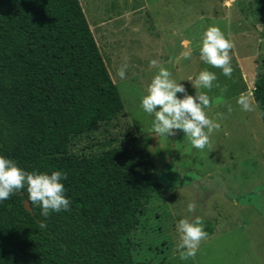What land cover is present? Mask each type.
Masks as SVG:
<instances>
[{"label":"rangeland","instance_id":"rangeland-1","mask_svg":"<svg viewBox=\"0 0 264 264\" xmlns=\"http://www.w3.org/2000/svg\"><path fill=\"white\" fill-rule=\"evenodd\" d=\"M98 47L108 56L113 83L123 109L115 119L99 123L70 144L73 155L99 153L111 146L140 140L157 168L162 192L154 194L131 233L135 261L147 264H264V124L251 96L264 71V10L253 0H79ZM218 26L233 43L232 77L200 57L203 32ZM190 51L188 59L183 57ZM157 60L189 95L187 80L201 70L214 72L221 92H207L212 106L205 112L220 128L203 149L192 147L182 130L158 136L153 117L144 112L141 98L158 72ZM127 62L126 79L117 70ZM106 64V63H105ZM115 79V80H114ZM177 96L183 98L182 93ZM246 97L252 110L237 101ZM22 134L17 120L0 106V147ZM194 203V213L187 205ZM202 216L213 223L194 259L181 260L179 234L182 218Z\"/></svg>","mask_w":264,"mask_h":264},{"label":"trees","instance_id":"trees-1","mask_svg":"<svg viewBox=\"0 0 264 264\" xmlns=\"http://www.w3.org/2000/svg\"><path fill=\"white\" fill-rule=\"evenodd\" d=\"M253 3L264 10V0ZM106 65L112 74L79 0H0V106L22 131L0 155L25 171L66 173L71 201L48 217L24 207L26 188L0 201V264H147L133 259L130 235L162 192L149 152L140 140L70 152L74 138L123 109ZM251 96L264 124V71Z\"/></svg>","mask_w":264,"mask_h":264},{"label":"clouds","instance_id":"clouds-1","mask_svg":"<svg viewBox=\"0 0 264 264\" xmlns=\"http://www.w3.org/2000/svg\"><path fill=\"white\" fill-rule=\"evenodd\" d=\"M232 48V41L222 30L218 26L210 25L202 35L200 57L205 63L221 69L225 77L231 78ZM190 56V51L183 53L185 59ZM150 66L158 68V72L147 84L146 92L141 98V107L153 117V132L158 136L168 137L175 135L177 130H182L192 147L203 150L209 143L210 135L220 128V124L207 116L205 109L210 108L212 103L207 92L201 89L211 91L216 87L225 92L227 88L214 83L218 79L216 74L204 69L194 78L187 79L196 90L195 96L189 95L184 85L173 79L171 72L157 60H151ZM127 68V62L118 68L117 75L120 79H126ZM177 93H182L183 98L178 97ZM237 102L245 111L252 110L246 97H241ZM66 178L67 174L61 171H52L51 174L35 170L25 171L15 161L0 155V201L7 200L14 193L26 188L27 201L31 205L40 206L44 217H48L50 212L70 210L71 201L65 196V187L61 182ZM195 209L194 203L187 205L189 213H194ZM40 227H45L43 222ZM176 230L179 234L176 248L179 250L180 259H194L201 242L208 236L203 217L197 215L191 220L182 218L178 221Z\"/></svg>","mask_w":264,"mask_h":264},{"label":"water","instance_id":"water-1","mask_svg":"<svg viewBox=\"0 0 264 264\" xmlns=\"http://www.w3.org/2000/svg\"><path fill=\"white\" fill-rule=\"evenodd\" d=\"M24 207L29 211L31 210L29 202L27 200L24 201Z\"/></svg>","mask_w":264,"mask_h":264}]
</instances>
